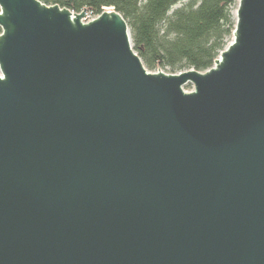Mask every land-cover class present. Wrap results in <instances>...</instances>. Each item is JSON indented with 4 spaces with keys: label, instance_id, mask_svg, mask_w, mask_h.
<instances>
[{
    "label": "water",
    "instance_id": "obj_1",
    "mask_svg": "<svg viewBox=\"0 0 264 264\" xmlns=\"http://www.w3.org/2000/svg\"><path fill=\"white\" fill-rule=\"evenodd\" d=\"M86 15L0 0V264H264V0L205 72Z\"/></svg>",
    "mask_w": 264,
    "mask_h": 264
},
{
    "label": "trees",
    "instance_id": "obj_2",
    "mask_svg": "<svg viewBox=\"0 0 264 264\" xmlns=\"http://www.w3.org/2000/svg\"><path fill=\"white\" fill-rule=\"evenodd\" d=\"M40 1V0H39ZM95 17L111 7L130 27L132 48L145 68L172 74L211 68L235 29L234 0H41ZM178 6V7H176ZM1 34V27H0Z\"/></svg>",
    "mask_w": 264,
    "mask_h": 264
},
{
    "label": "rangeland",
    "instance_id": "obj_3",
    "mask_svg": "<svg viewBox=\"0 0 264 264\" xmlns=\"http://www.w3.org/2000/svg\"><path fill=\"white\" fill-rule=\"evenodd\" d=\"M238 4H239V0H234V4L230 7V12L232 13V11H234L237 7H238ZM176 7H178V6H176ZM94 18L92 17V16H90V15H86L85 17H84V20H83V23L84 22H89V21H91V20H93ZM232 19H233V22L235 23V19H234V16H233V13H232ZM236 24V23H235ZM233 38H234V36H233V34H231L230 36H228L227 38H226V41H225V48L228 46V44L230 43V42H232V40H233ZM224 48V49H225ZM219 55V54H218ZM217 55V56H218ZM146 70H148L147 68H146ZM149 72H158V70H154V69H151V70H148ZM164 73H166V74H172L168 69H164V70H162ZM177 73H179V72H177ZM177 73H175V74H177ZM174 74V73H173ZM184 91H186V92H191V91H193V85L191 84V83H187V84H185V86H183V88H182Z\"/></svg>",
    "mask_w": 264,
    "mask_h": 264
},
{
    "label": "bare ground",
    "instance_id": "obj_4",
    "mask_svg": "<svg viewBox=\"0 0 264 264\" xmlns=\"http://www.w3.org/2000/svg\"><path fill=\"white\" fill-rule=\"evenodd\" d=\"M234 19L236 18V9L234 11H232Z\"/></svg>",
    "mask_w": 264,
    "mask_h": 264
},
{
    "label": "built area",
    "instance_id": "obj_5",
    "mask_svg": "<svg viewBox=\"0 0 264 264\" xmlns=\"http://www.w3.org/2000/svg\"><path fill=\"white\" fill-rule=\"evenodd\" d=\"M93 18H95V17H93Z\"/></svg>",
    "mask_w": 264,
    "mask_h": 264
}]
</instances>
